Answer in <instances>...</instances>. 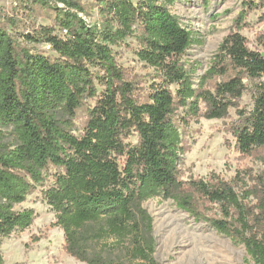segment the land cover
<instances>
[{
    "label": "trees",
    "instance_id": "16d2710c",
    "mask_svg": "<svg viewBox=\"0 0 264 264\" xmlns=\"http://www.w3.org/2000/svg\"><path fill=\"white\" fill-rule=\"evenodd\" d=\"M176 1L25 0L51 23L21 36L0 12V243L33 224L35 210L16 206L38 192L78 260L117 264L98 247L113 238L138 264H161L143 206L161 196L264 264V173L183 180L180 169L184 129L201 117H228L245 79L254 84V108L233 129L236 148L244 156L264 149V43L253 49L232 30L196 85L183 56L197 33L171 12ZM93 9L94 24L84 18ZM254 11L264 21V0H245L236 25L247 26ZM30 43L51 44L53 54ZM122 45L153 69L150 82L118 61ZM5 128L14 145L3 143ZM207 203L218 205L217 216L205 213Z\"/></svg>",
    "mask_w": 264,
    "mask_h": 264
},
{
    "label": "rangeland",
    "instance_id": "374dc122",
    "mask_svg": "<svg viewBox=\"0 0 264 264\" xmlns=\"http://www.w3.org/2000/svg\"><path fill=\"white\" fill-rule=\"evenodd\" d=\"M245 0H177L169 6L183 26L196 31L195 40L183 56L186 68L197 85L200 77L211 66L214 55L223 39L232 31L239 30L248 39L253 49L263 50L264 21L262 11L247 16V26L239 27L236 19ZM0 12L4 19L12 18V34H32L41 25H49L46 13L39 14L26 7L25 0H0ZM84 18L91 23L99 22L96 9ZM242 26V25H241ZM23 39L20 37V41ZM197 40H200L197 42ZM134 43V39H128ZM31 48L45 51L43 43H30ZM118 61L130 67L133 74L142 76L143 84L150 82L152 68L139 62L133 50L125 45L115 48ZM47 54H53L47 52ZM248 88L239 106L231 108L229 115L221 119L201 117L192 120L184 129L186 152L180 164L183 180L205 179L215 175L225 180L234 179L239 172L264 173V149L255 155L244 156L236 148L233 129L240 122L242 113L254 108V84L245 79ZM176 89V86H172ZM94 104V101H88ZM85 112L76 120L81 127ZM80 130H77L79 133ZM136 140V137L133 138ZM3 143H16L13 128L4 129ZM153 217V235L156 241L155 258L161 264H253L243 244L234 242L229 236L217 231L205 220H196L181 209L172 199L154 197L143 203ZM33 208L36 216L32 225L24 230L17 229L0 243L3 264H86L70 255L65 249L64 231L55 225V213L42 201L38 192L16 206V209ZM208 216H217V204L207 203L204 208ZM104 254L115 259L117 264H138L118 245L109 239L98 245Z\"/></svg>",
    "mask_w": 264,
    "mask_h": 264
},
{
    "label": "built area",
    "instance_id": "2783aa9c",
    "mask_svg": "<svg viewBox=\"0 0 264 264\" xmlns=\"http://www.w3.org/2000/svg\"><path fill=\"white\" fill-rule=\"evenodd\" d=\"M51 44H44V50L50 52L51 51Z\"/></svg>",
    "mask_w": 264,
    "mask_h": 264
}]
</instances>
